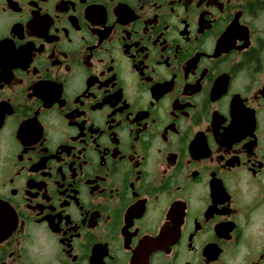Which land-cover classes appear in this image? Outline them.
<instances>
[{
	"label": "flooded vegetation",
	"instance_id": "af4514ba",
	"mask_svg": "<svg viewBox=\"0 0 264 264\" xmlns=\"http://www.w3.org/2000/svg\"><path fill=\"white\" fill-rule=\"evenodd\" d=\"M0 264H264V0H0Z\"/></svg>",
	"mask_w": 264,
	"mask_h": 264
}]
</instances>
